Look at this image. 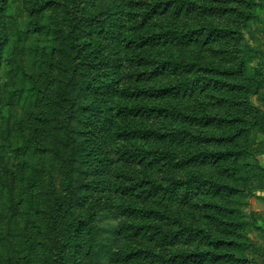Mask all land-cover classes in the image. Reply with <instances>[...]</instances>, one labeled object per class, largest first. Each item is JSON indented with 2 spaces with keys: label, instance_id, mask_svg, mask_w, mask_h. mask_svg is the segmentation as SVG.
<instances>
[{
  "label": "rangeland",
  "instance_id": "374dc122",
  "mask_svg": "<svg viewBox=\"0 0 264 264\" xmlns=\"http://www.w3.org/2000/svg\"><path fill=\"white\" fill-rule=\"evenodd\" d=\"M140 1L0 0V264H159L124 259L138 248L165 264H264V0L180 13L147 0L167 5L143 24ZM166 85L181 91L122 92ZM136 103L217 119L125 115ZM135 126L167 135L126 133ZM228 151L240 154L204 157Z\"/></svg>",
  "mask_w": 264,
  "mask_h": 264
},
{
  "label": "trees",
  "instance_id": "16d2710c",
  "mask_svg": "<svg viewBox=\"0 0 264 264\" xmlns=\"http://www.w3.org/2000/svg\"><path fill=\"white\" fill-rule=\"evenodd\" d=\"M176 3V12L180 13V12H190L195 10L196 8H198V4L192 0H175ZM137 3V2H136ZM139 3L142 4V12H136V16H139V18H137V21L139 19V24H143L145 23L151 16L153 13H155L156 11H158L159 7L164 6V8L167 5V2H151V1H147V0H143L140 1ZM136 19V17H135ZM209 33L210 31L216 30V31H227L226 29H221V28H215V27H207ZM168 32L164 33L167 34ZM175 34L177 32H174ZM190 33H194L193 30L190 31ZM157 35H161V34H157ZM155 35H149V36H145L143 39L144 41L148 40L151 41V39H160L163 36H157ZM140 64H155L156 68L154 69H163L166 67H172L173 69H177V68H186L189 69L191 67H194L196 64L194 63H186V62H182L179 60H173V59H169V60H162L157 62L155 59L149 58V57H140L138 59ZM149 74V72H144L143 70L138 72V75H144V74ZM133 75V74H132ZM139 77V76H137ZM181 91V87L177 86V85H166V86H162L159 88H155V87H150V88H136L135 90H130V89H123L122 92L123 93H128L130 95H141V94H145L147 96H154V97H158V96H166V95H178ZM122 108L125 111V115H132V116H149V115H157V116H166V117H172V118H183L187 121H193L195 119H204V120H199V121H205V122H209V121H214L217 118L212 117V116H205V117H201V118H197L195 116L189 115L187 112H185L182 108L175 106V105H171V106H165V105H151V104H141V103H136V104H124L122 105ZM126 133L131 134V136H142V137H148V136H156V137H165L167 134L163 133L160 129L158 128H154V127H147V126H135L132 128H129L128 131H126ZM180 133H185L186 135H192L190 130H187L186 128H183L182 130H177L176 128H173L169 134H180ZM122 135V134H121ZM239 152V151H238ZM238 152H225V153H220V152H207L205 154V158H214V157H218L220 158L221 155L222 157L224 155L233 153V154H240ZM243 153V152H242ZM220 156V157H219ZM145 183H150L149 180H145ZM63 185H65L67 188H71L72 187V174L71 171L68 170L65 174V178H64V183ZM141 185V183H140ZM151 185H154V187H150V189H160L162 188V184H155V183H151ZM217 187H229L225 184H215ZM149 189V190H150ZM167 189V188H164ZM126 211L128 209H131L130 213H135L137 210L139 213H141V216H146L149 211L142 210L136 206H128L125 207ZM81 223V222H80ZM77 226L79 224H76ZM79 227V226H78ZM131 229H134L136 232L142 231L144 229H146V226H142V225H131L130 226ZM187 232L186 234H183V237L186 238H191V234H195L198 235L197 233H193V232ZM162 233H164V236L168 235V233L166 231H163ZM177 234V233H176ZM207 237L209 239L212 240H216L219 242L218 238H215L213 235L211 234H206ZM203 235V236H206ZM175 236V234H174ZM172 236V237H174ZM192 241V240H191ZM72 242H75V238H72ZM145 255V254H149L154 256V258L157 259V261L159 262V264H165L167 261L170 260L169 256L168 257H162L160 254H156L155 252H153L152 250H146L144 248H138V249H132L131 251L127 252L124 256V259H129L133 256H138V255ZM178 255H183V257H185V259L188 258H192V261H196V257L197 258H201V254L198 255V253L196 252H184L182 254H178ZM177 257V255L175 256ZM173 258H171L172 260Z\"/></svg>",
  "mask_w": 264,
  "mask_h": 264
}]
</instances>
